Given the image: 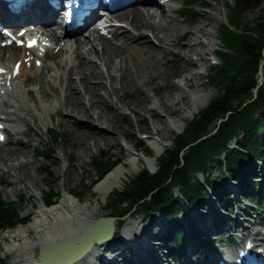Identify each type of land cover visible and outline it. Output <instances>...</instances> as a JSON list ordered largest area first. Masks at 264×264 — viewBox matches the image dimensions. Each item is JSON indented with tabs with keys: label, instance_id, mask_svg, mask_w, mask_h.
<instances>
[{
	"label": "bare ground",
	"instance_id": "obj_1",
	"mask_svg": "<svg viewBox=\"0 0 264 264\" xmlns=\"http://www.w3.org/2000/svg\"><path fill=\"white\" fill-rule=\"evenodd\" d=\"M179 1H187L189 3V0ZM176 2H178V0H167L163 1L161 4L160 0H141V4H137L129 11L119 12L110 17L111 21H117L119 24L108 26L110 31L109 34L102 35L99 30L91 29L94 25H86L84 29L77 30L72 38L69 39L73 43L72 46L69 43L60 44V41L57 40L55 43L56 47L53 48V53L51 55L46 54L43 56V53L37 49L27 51L25 48L13 46L0 48V65L5 69L13 62L22 60L23 58L34 57V59L29 60L30 67H28L26 63L22 64L20 73L17 77L8 79L7 73L3 80L0 79V82L4 85V87L0 88V123L14 126L16 128L14 129L15 133L25 135L27 138L31 137L32 126L31 124L27 126L24 125L30 122L43 124L46 129L45 132L49 135L51 133L53 134L49 126L45 125V116L43 117L35 112L38 105L40 106V102L46 101L50 106V109H48L46 113L50 122L53 121V117L60 115L66 121L71 122L72 125L74 122H78V120L92 123L93 129L89 134L80 132L85 130L86 123L82 122V127H77L73 131L77 145L80 144V151L89 153L92 147L96 149L100 148L101 143H103L104 146H113L118 136L114 133V129H111L110 125L115 126V124L111 122L110 125H106V122L108 120L116 121L117 116H126L127 112H124L123 106H129V111L133 114V119L136 120V128L140 133H143L141 132V126L144 125L139 119L141 118L140 110H145L143 109L144 106L128 102L123 95V91L126 88L137 90L141 92L145 101L150 102L142 86L145 84L151 71L156 70L157 66L161 67L164 65V63H161L160 60L156 58V55H164L166 53L165 50H169L168 47H174L172 43L176 42L177 44L175 45L184 51V57L187 61L193 63L195 66L202 64V61L206 62L208 70H210L209 67L213 59L212 57L217 55L215 50L212 49L213 36L211 33L204 30V26L199 27L195 32L191 33V42L188 44H180V42L186 41L189 36L188 34L181 36L185 28L180 27L179 23L174 19V16H181L184 19V23L191 25L197 23H193L188 21L187 18H184V10L178 8ZM202 6H205L203 0ZM208 7H210V5H208ZM39 10L40 8L35 7L21 16H14L12 18L5 17L2 13V24H4L6 20H10L16 27L19 25L18 23H21V29H25L29 26L24 22V19L36 17L41 20L43 19V15L46 16L48 14L47 10L42 9L41 13L37 15ZM122 13H124V16L119 20L117 16L120 14L122 15ZM201 18L202 17H200V19ZM209 21L215 26L218 23V18L211 16L209 17ZM15 31L19 32L20 30L15 28ZM86 31H89L88 36L84 34ZM148 34L153 37V40H155L158 45L150 41ZM109 35H111L112 39H109ZM202 36L207 37L209 41L208 45H206V58L204 59L202 53L196 51V59H192V56H190L192 53L191 50H197L202 46ZM120 39L124 41L122 44L119 42L121 41ZM116 41L119 42L116 43L117 45L114 44ZM129 49H131V51ZM47 59H52L54 61V66L49 64ZM37 60L43 62L41 67L45 71L40 72L42 68L37 66ZM97 62H99V64ZM190 63L188 64L192 65ZM114 70H116V73L114 72L115 77L112 75ZM125 72L127 73L128 83L121 84ZM73 73L76 77L75 79L71 77ZM161 73H163V71H161ZM105 74H108V76ZM165 76L166 74L163 73V79L166 82L165 86L181 93V99L183 100L185 88L192 89L191 78L184 79V84H169ZM143 77L146 79L142 80ZM94 81L95 83H93ZM8 82H10V86L7 85ZM34 82L37 83L38 86L36 85V87L32 89L25 88V85ZM59 85L61 88L62 85L65 88V92L62 89L63 93L61 96H59L57 92L59 90ZM202 85L201 80L196 79V86L200 87ZM151 87L154 89V86ZM56 92L57 95H55ZM55 96H58V99H56L59 103L58 105L54 103L56 101H50ZM215 96V92L212 91L206 93L203 91L194 92L190 99V102L194 105L191 114L195 115L201 110L203 111ZM106 102H108V104ZM105 105L107 109L102 110ZM162 106L165 110L169 108L167 102L164 101ZM4 107H9L11 111L4 112ZM107 110L110 111V118H105L107 115L105 111ZM149 112L156 114L154 110H149ZM24 114L29 116V119L24 118ZM169 115L170 118L176 117L175 114L173 115L172 111L169 112ZM158 122L161 124L163 123L161 119H159ZM21 126L26 128L21 129ZM176 127L180 128L181 126L179 124H173V129ZM96 130L101 131L103 134L96 135L95 132L98 133ZM154 130L155 134L151 139L158 145V152L162 153L164 147L167 145L163 144L161 140L155 139V136L159 134V129L155 128ZM34 131L37 133L36 130ZM1 133L7 134L8 137L12 136L9 131ZM98 136L101 138L100 141L96 138ZM131 138H128L127 141L131 140ZM8 142L9 141L6 140L5 143L8 144ZM26 143L27 142L15 141L12 144L25 145ZM129 143L127 142L129 147L126 148V151L128 154H131L133 149L137 150L139 143L137 142V145H129ZM29 148L32 150L31 153H34L33 158H36L38 155L36 147L33 144H29ZM122 148H120V150H122ZM6 150L7 151L0 147V166L2 165V167H0V174H5L9 178L17 181V184L12 187L10 193L19 194L21 191L25 190L26 193L31 195V198L33 196H38L32 191L33 189L35 190V185L31 188V186L27 185L25 180V176L28 174L29 169L33 167L34 161L17 160L18 163L13 164L15 162L11 161V150L9 148ZM14 151H19L20 154L23 155L27 153V151H23L22 148H15ZM61 153H64V146L61 147ZM63 156L65 155L63 154ZM142 159L143 155L138 154L136 158L133 157L129 159L126 163L111 171L107 177L105 176L94 185V192L97 195L105 197L111 194L114 189L119 188L128 173H132L138 169ZM256 163V170L251 171L249 179L245 181L242 187L228 180L226 181L227 195L230 200L229 209H233V211L228 209L225 210V208L219 204L218 200L214 198H205L204 202H198L196 206L191 209L189 214L191 216V221L194 223L199 234L206 240L207 250L204 257L200 256L196 245L192 242L193 240L188 239V242L185 247H183L182 253L178 256L176 262L174 263L172 260H169L168 253L164 250L160 240V231H162V229L159 231L160 225H158V222L160 219L158 220L156 217H150L147 219L150 221L148 222L146 220L145 224H143L144 221L141 220L140 225H144V227L138 225L136 228L135 222L129 221L127 224L125 222L126 225L124 224L122 229L119 230L120 232L117 239L112 238L106 243L95 245L90 253L75 264H124V262L127 261L132 262V264H217L222 260L223 256H226L227 246L225 240L233 238L229 237L232 230L235 232L234 237H238L240 235L245 236L248 231H256V227L250 228L252 223H256L264 228V218L261 219L264 214V209L262 208L264 202V158L257 159ZM147 166L154 169L157 166L156 160L153 159L149 161ZM80 167L84 169L83 164H81ZM66 170L64 172H66ZM36 171L39 172V169ZM75 171L76 166L71 169L73 176ZM254 182H257V184H254ZM22 185L23 188H20ZM67 186L68 181L63 185L65 194L62 196L61 200L59 199L55 206L48 209L44 208L43 205L39 208L33 206L32 209L28 211L29 215H34L35 220L26 227L15 229L14 235L12 236L14 244H7L5 246L0 245V253L5 255L13 254L9 264H37L35 256L41 245L60 239L71 238L83 232L95 221L102 217L104 218V216L100 218L97 217L98 207L90 208L89 205L81 206L80 200L76 199L75 193ZM243 188H246V190H243ZM255 190L262 195V198H260L257 193H254L252 201H250L247 198L249 196L248 192H254ZM66 194L72 196H67ZM42 196L43 194L40 195L41 198ZM240 199L244 200V202L250 201L261 208L259 214L255 217L257 221L245 219L249 214L248 211L243 209L242 205H237L236 207L233 205L232 201H238ZM212 204H217V206L211 207L210 205ZM255 210H257V208H252V211ZM240 217H243L242 222L246 224L247 228L244 227L240 229L242 224L238 220ZM117 224L116 222V225ZM210 227L213 228L212 231ZM31 234H34L33 239L30 238ZM114 240H117L116 244L118 245L114 244ZM127 241H131L132 243L129 244Z\"/></svg>",
	"mask_w": 264,
	"mask_h": 264
},
{
	"label": "trees",
	"instance_id": "obj_2",
	"mask_svg": "<svg viewBox=\"0 0 264 264\" xmlns=\"http://www.w3.org/2000/svg\"><path fill=\"white\" fill-rule=\"evenodd\" d=\"M197 2L189 0L190 4L184 9V17L193 23L202 17L195 11ZM203 2L210 5L207 0ZM229 2L227 24H222L219 30L220 41L228 51H217L220 63L209 76V84L217 88L218 97L171 140V146L156 158L154 173L144 166L137 176L124 182L122 189L110 194L106 207L111 217L118 218V229L128 216L150 218L161 213L168 222L162 240L173 262L178 258L174 252L186 240L185 217L181 216L183 207L196 201L204 202L208 194L203 192L208 189L225 210L229 209L230 200L224 196L223 182L212 178L211 163L221 166L230 178L244 183L251 171L256 170L257 159L264 158V11L252 23L242 22L243 14L260 8L263 0ZM233 139L237 147L230 148ZM139 142L140 149L153 154L144 142ZM50 155L45 152L47 158ZM119 161L102 153L97 155L94 158L97 179ZM198 174H203L205 182H201ZM45 191L46 203L57 201L61 196V192L50 187ZM74 192L81 198L85 196L81 191ZM21 211L18 201L7 202L0 196V232L27 224L29 220L21 216ZM118 229L114 239L119 236ZM202 244L197 243V247ZM5 263L1 258L0 264Z\"/></svg>",
	"mask_w": 264,
	"mask_h": 264
},
{
	"label": "rangeland",
	"instance_id": "obj_3",
	"mask_svg": "<svg viewBox=\"0 0 264 264\" xmlns=\"http://www.w3.org/2000/svg\"><path fill=\"white\" fill-rule=\"evenodd\" d=\"M210 3V7L202 6V0H199L197 5L194 7L196 11L202 16V18L197 22L195 25H191L188 23H184V19L181 16H174L175 20L179 23L181 28H185V31L182 32L181 36L188 34V39L184 42H180V44H188L191 42V33L195 32L196 29L199 27H203L206 32H209L212 34L213 38V46L212 49L214 50H224L228 51V49L225 47V45L220 41V34L219 30L222 24H227V14L230 9V2L229 0H207ZM144 5V4H142ZM178 8L181 7V3H176ZM130 10V9H129ZM127 10V11H129ZM264 11V0L260 6V8L252 11H248L243 14L242 16V22L244 24L252 23L259 15L260 13ZM124 13L122 15H118L117 17L119 20H121L124 16ZM127 14V13H125ZM214 16L218 18V23L214 26L212 22L209 21V17ZM209 22V23H208ZM148 33V32H147ZM86 36L89 35V31L84 33ZM149 35L150 41L152 43L158 45L155 40H153V37ZM148 37V36H147ZM109 39H112V37L109 36ZM119 41L121 44L124 42L122 39ZM202 46H200L197 50L192 49L190 56H192V59H196L195 52L198 51L199 53H202V57L206 58V45H208L209 41L207 37L202 36L201 37ZM114 42V44L119 43ZM174 47H168L169 50H165V54H157L156 58L160 60L161 63H164L161 67L157 66L156 70L151 71V74L146 79L145 77L142 78V80L146 79L145 84H143L142 89L146 96L149 97V101H145L143 98V95H141V92H138L137 90H132L129 88H126L123 91L124 97L128 100V102H131L132 104H141L144 106V111L140 110L141 118L139 121L143 123L144 126H141V132H144L146 135L154 136L155 134V128L159 129V134L155 136L156 140H161L163 144L167 145L164 147V149H168L171 146V140L177 136L178 134L182 133L184 127L186 126V123L189 122L191 119L194 118V116L198 115L199 113L192 115L191 112L194 108V105L190 102L191 95L196 91H203V92H215L216 96L213 98V100L218 97L219 93L217 88L211 87L209 84V76L212 74V70H208V65L206 62L202 61V64L199 66L193 65V63H190L186 60L184 57V51L182 49H179L178 46H176L175 43H172ZM117 45V44H116ZM87 48V47H85ZM86 50V49H85ZM131 51V49H129ZM133 51V49H132ZM48 63L54 66V61L52 59H47ZM218 61V60H217ZM99 64V62H97ZM188 63L192 64L189 65ZM114 65V64H112ZM42 68V67H41ZM210 68V67H209ZM102 69V66H101ZM45 71L43 68L40 70ZM103 71V70H102ZM106 71V69H105ZM163 71L164 74H166L165 79L169 84H184V79L191 78L192 81V89H186L185 88V95L183 100L181 99L182 94L177 92L176 90L166 87L165 86V80L163 79ZM104 72V71H103ZM116 70L113 71L112 75L115 77ZM45 73V72H44ZM106 73V72H105ZM34 75V74H33ZM73 79L76 77L74 76V73L71 74ZM106 75V74H105ZM108 76V74L106 75ZM121 84H126L127 82V73L123 75ZM40 77V76H38ZM200 77V78H199ZM62 79V78H61ZM196 79H200L202 82V86L197 87L196 86ZM164 80V81H163ZM56 83V82H55ZM95 83V81L93 82ZM109 83V81H108ZM37 83H28L25 85L26 89H32L35 88ZM38 86V85H37ZM151 86H154V89H152ZM118 87V83H117ZM62 89L65 92V88L62 85H59V90L57 91L59 96L62 95ZM156 90V92H155ZM57 92L55 95H57ZM143 94V93H142ZM172 94V95H171ZM56 97V96H55ZM51 99L50 101H56V98ZM212 100V101H213ZM167 102V106H169L168 109L165 110V108L162 106V103ZM211 101V102H212ZM210 102V103H211ZM56 105L59 103L56 101L54 102ZM108 104V102H106ZM54 105V104H53ZM210 105V104H209ZM129 107V106H128ZM126 106H123L124 112H127V115L125 116H117L116 121L108 120L106 122V125H110L111 122L115 124L110 125L111 129H114V133L118 136L117 141L113 143V146H104L103 143H101V147L91 148V151L89 153H86L83 151H80V144L77 145V141H75L73 131L77 127H82V123H86L83 120L78 122H74L72 125L71 122L66 121L62 116L57 115L53 117V121L50 122L49 118L46 116L47 110L50 109L49 104L44 101L40 102V106L38 105V108L35 109V112L38 113L41 116H45V125H48L49 128L52 130L53 134L50 135L45 132L44 125L41 123H35L30 122L29 124H26L24 126L30 125L32 126L31 130V137L27 138L25 135L19 136H11L8 137V144L4 143L1 144L0 147L11 150V161L15 162L13 164H17L18 161L21 160H30L31 162L34 161L33 167H31L28 171V174L25 176V180L27 185L33 187L35 185V190L32 191L37 194L38 196L30 197L31 195L26 193L25 190L21 191L19 194H11L10 191L12 190V187L17 184L16 180H13L12 178H9L7 175L0 174V196L3 197L4 200L7 202H19L20 207L22 209L21 216L25 219H28L29 222L27 224H20L16 228L20 227H26L28 224L33 222L35 220V217L33 214L29 215L28 211L32 209V207H40L42 206V198L40 197L41 194H44V191L47 188H53L54 190L61 192V197L65 194L64 192V183L68 181V188L75 193L74 191H81L84 193V197L81 198L75 193V197L78 196V200H80L81 206H88L90 208L98 207V215L97 217L100 218L102 216L108 217L110 216V211L106 209L109 196H101L97 195L94 190V182L97 179V170L94 165V158L99 154H104L110 157L113 161L120 160L121 165L126 163L129 159H131L133 156L136 158L138 154L143 155V153H135V150H132L131 154H128L126 151V148L129 146L127 145V142L129 145H137V142L143 141L145 146H148L150 144L149 139L142 140L143 136L142 133L138 131L136 128V120L133 119V114L129 111V108ZM208 107V106H207ZM206 107V108H207ZM204 108L203 110H205ZM53 109V108H52ZM106 110L107 106H103L102 110ZM149 110L156 111V114H152L149 112ZM11 111L9 107H4V112ZM172 111L173 115L175 114V118H170L169 112ZM108 112V113H107ZM110 111H105L107 114L105 118H110ZM34 113V112H33ZM24 118L29 119V116L24 114ZM161 119L163 123H159L158 120ZM88 123V124H87ZM85 125V130L80 131L86 134H89V132L93 129V125L90 122H87ZM173 124H179L181 127H176L175 130L173 129ZM175 127V126H174ZM21 129H24L26 127H20ZM29 129V128H27ZM37 133H35V131ZM98 133L95 132L96 135H101V131L96 130ZM178 131V132H176ZM39 132V133H38ZM30 133V132H29ZM38 134V135H37ZM58 135V139L54 140V137ZM132 135V136H131ZM125 136V137H124ZM132 137V138H131ZM99 141L101 140L100 136L96 137ZM128 138H131V140L127 141ZM15 141L20 142H27L25 145H14L12 144ZM29 144H33L36 147V151L38 153L36 158H33V154L31 153L32 150L29 148ZM119 144V145H118ZM13 146V147H11ZM64 146V153H61V147ZM236 146V139H233L230 141V148H233ZM123 147V148H122ZM15 148H22L23 151H27L26 155L20 154L19 151H14ZM122 148V150H120ZM3 150V149H2ZM14 151V153H13ZM45 152H50L51 157L47 158L45 157ZM63 154L65 156H63ZM60 155V156H59ZM81 155V158H80ZM133 155V156H131ZM25 157V158H24ZM60 158V160H59ZM83 164L84 169H81L80 165ZM120 165V166H121ZM76 166V171L73 176L71 169ZM2 167V165L0 166ZM119 167V166H118ZM117 168V167H116ZM115 168V169H116ZM39 169V172L36 170ZM67 169V170H66ZM144 169L143 162L141 161L139 163V167L136 171L132 173H128L127 176L123 179V182L120 184L118 189H122L124 187V182L129 181V179L134 178L138 175L142 170ZM45 170V171H43ZM66 170V172H64ZM211 171H212V178L218 179L219 181L223 182L225 186L226 181L230 180L225 176L224 169L219 166L216 163H211ZM29 176V177H28ZM198 178L203 182L202 176L198 174ZM231 181V180H230ZM229 181V182H230ZM251 183V182H250ZM97 184V183H96ZM252 185V184H250ZM20 188H23V185L20 186ZM91 188V191L89 190ZM252 189V187H251ZM115 190V189H114ZM243 190H246V188H243ZM249 190V189H248ZM207 192V193H206ZM204 193V195H207V199H210L213 197V195L210 194V191L207 189ZM249 196L251 197L253 195V192H248ZM71 196V195H69ZM105 198V199H104ZM77 199V198H76ZM246 200V198H245ZM233 205L236 207L237 205L243 206V209L248 211V216L245 217V219H249L250 221H257L255 218L259 214V210L261 209L259 206L254 205V203L250 201H245L240 199L238 201H232ZM211 207H216L217 204L210 205ZM252 206V207H250ZM194 206L189 207V210L187 214L190 213L191 209L194 208ZM245 207V208H244ZM186 208V207H185ZM252 208L257 210L252 211ZM262 208L264 209V202L262 205ZM187 209V208H186ZM220 213V212H218ZM221 214V213H220ZM103 218V217H102ZM142 218L144 219V223H146V220L148 217H145L144 215H140L138 217L135 216H128L125 218V222L129 223V221L135 222L136 228L138 225H140ZM146 218V219H145ZM264 218V214L261 217V219ZM156 219L159 220V216ZM165 219V218H164ZM243 217H240L238 220L242 223L241 228H244L246 224L242 222ZM148 221V220H147ZM150 221V220H149ZM148 221V222H149ZM125 224V225H126ZM158 225L160 230V236L164 235L167 227L165 224V221H159ZM141 227H144V225H140ZM7 230V231H1L0 232V245L5 246L7 244H14V241L12 240V236L14 235L15 229ZM212 231V227H210ZM164 230V231H163ZM222 231V230H221ZM225 231V230H223ZM246 233V232H244ZM235 236V232L232 230L230 232L229 237ZM34 234L30 235V238L33 239ZM120 238V237H119ZM117 239V238H116ZM214 240V238H213ZM13 241V242H12ZM226 241V240H225ZM117 240H114V244H116ZM162 243V242H161ZM163 244V243H162ZM120 245V244H119ZM2 256H5V264H9L13 254H3L0 253V259Z\"/></svg>",
	"mask_w": 264,
	"mask_h": 264
},
{
	"label": "water",
	"instance_id": "obj_4",
	"mask_svg": "<svg viewBox=\"0 0 264 264\" xmlns=\"http://www.w3.org/2000/svg\"><path fill=\"white\" fill-rule=\"evenodd\" d=\"M260 74L262 76V71ZM117 220V217L100 218L83 232L71 238L41 245L35 256L37 264H75L80 262L93 250L95 245H101L113 238Z\"/></svg>",
	"mask_w": 264,
	"mask_h": 264
}]
</instances>
